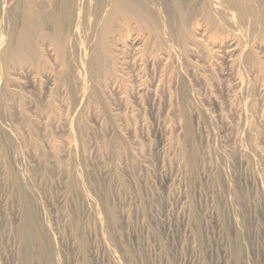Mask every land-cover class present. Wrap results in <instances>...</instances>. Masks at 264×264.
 Wrapping results in <instances>:
<instances>
[{"label": "rangeland", "instance_id": "374dc122", "mask_svg": "<svg viewBox=\"0 0 264 264\" xmlns=\"http://www.w3.org/2000/svg\"><path fill=\"white\" fill-rule=\"evenodd\" d=\"M25 1L0 0V264H264V40L212 7L166 54L127 20L102 70L98 0H44L63 55L17 62Z\"/></svg>", "mask_w": 264, "mask_h": 264}, {"label": "bare ground", "instance_id": "6f19581e", "mask_svg": "<svg viewBox=\"0 0 264 264\" xmlns=\"http://www.w3.org/2000/svg\"><path fill=\"white\" fill-rule=\"evenodd\" d=\"M64 1H65L64 2L65 9L64 7L62 9H64L66 13L72 11L71 10L73 8L72 1L71 0H64ZM56 2L57 1H55V3ZM48 6H50V4H48V2H44V0L25 1L23 26L19 32L17 41L16 43H14L13 46H8L6 50H4L5 52L7 51L9 52L11 59H13L14 61L18 62L22 58H25L26 60L30 59L31 53L29 52L32 51L33 48L36 51L42 53L43 49L38 47L39 42H42L43 45H47L48 47H51L53 51L57 53L58 57L59 56L62 57L64 52V45H65L64 44L65 35L60 28L61 20L59 15L61 10L59 11L60 8L51 7L50 12H47L48 14H46L45 8ZM97 6L100 8V11L95 13L94 19L92 20V26L98 30L97 38L99 42L98 44L101 49L100 52L95 51L92 54L91 62L98 64L100 66V69L102 70L104 64L103 58L106 55L107 53L106 50L110 45V39L116 34L117 27L115 28V26L117 24H121V25H123V23L126 24L127 20H133L139 26L143 25L146 27L147 25L150 24L151 27L153 28L152 30L154 32V36L156 37V39H158L157 42H159V45L164 50V53L166 52V54L169 53L173 49V47H177L180 50V52L181 51L184 52L189 49V44H191V47L195 45L190 30L195 29L199 25V23L197 22L200 19L197 18V16H200L202 18L201 21H203L204 24L212 23L213 21L212 7H217V8L224 7L223 9H230L231 12L233 11L235 13L236 19L239 23L244 24V22L245 23L247 22L257 33V38H261L264 40V0H103V1L98 0L96 3V7ZM151 6H153V8L155 9L154 11L150 10ZM46 16L50 17L54 21L53 23L56 26L54 32L53 31L48 32L46 31L47 29L45 30L44 19ZM7 19L10 20L9 17ZM246 33L248 32L246 31ZM138 36H134L132 39L128 40L129 41L128 44L131 45L136 43L137 40L139 41V39L141 38H139ZM243 39L245 40V37ZM235 41L236 43L234 41H230V43L228 42V44L235 47L237 46V42H238L237 40ZM245 47L248 48L247 46ZM172 51L174 52V50ZM76 53H78V51ZM234 53L236 55L237 52ZM2 54H4L2 55V57L3 59H5L6 58L5 53L3 52ZM180 54L182 55V53ZM173 56L174 55H172V57ZM97 71L99 72L100 70ZM33 152L34 151H32V153ZM63 196L64 195L61 196L60 194L58 197L62 200L64 199ZM178 197L180 199L186 198L185 195Z\"/></svg>", "mask_w": 264, "mask_h": 264}]
</instances>
